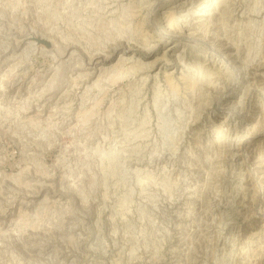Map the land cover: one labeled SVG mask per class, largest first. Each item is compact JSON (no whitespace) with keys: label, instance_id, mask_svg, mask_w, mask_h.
Segmentation results:
<instances>
[{"label":"rangeland","instance_id":"374dc122","mask_svg":"<svg viewBox=\"0 0 264 264\" xmlns=\"http://www.w3.org/2000/svg\"><path fill=\"white\" fill-rule=\"evenodd\" d=\"M0 264H264V0H0Z\"/></svg>","mask_w":264,"mask_h":264}]
</instances>
